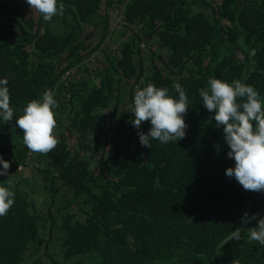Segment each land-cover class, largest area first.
<instances>
[{
    "label": "trees",
    "instance_id": "1",
    "mask_svg": "<svg viewBox=\"0 0 264 264\" xmlns=\"http://www.w3.org/2000/svg\"><path fill=\"white\" fill-rule=\"evenodd\" d=\"M60 3L63 15L46 22L26 0H0V79L16 110L12 123L0 118L15 192L0 217V264H264V246L249 239L255 221L223 244L245 213L264 217V191L225 175L235 161L199 95L217 78L264 97V0ZM110 8L120 18L113 28ZM97 27L102 49L85 32ZM177 83L191 101L186 137L142 147L130 123L136 91L153 84L176 97ZM45 90L59 105V143L41 154L15 119Z\"/></svg>",
    "mask_w": 264,
    "mask_h": 264
},
{
    "label": "clouds",
    "instance_id": "2",
    "mask_svg": "<svg viewBox=\"0 0 264 264\" xmlns=\"http://www.w3.org/2000/svg\"><path fill=\"white\" fill-rule=\"evenodd\" d=\"M31 9L42 14L43 20L51 22L53 17L64 13V5L58 0H26ZM251 50L250 56H255ZM243 60V55L240 56ZM208 88H201L199 95L203 107L214 112L216 127L223 128L224 142L228 146L227 158L235 161L234 167L225 170V175L235 180L246 191H264V97L251 85L233 80L231 83L217 78L207 81ZM8 80L0 79V118L5 124L14 121L15 109L10 106V90ZM176 97L169 95L168 88H158L148 84L134 95L133 119L130 123L138 130L142 147L151 148L150 140H158L162 144L177 143L186 137L188 125L184 115L187 114L191 101L180 84H176ZM54 94L45 90L40 100L30 101L23 109V114L15 119V126L23 132V143L34 153L48 154L54 150L59 140L55 137L57 126L53 109L58 108ZM144 122H150L147 133L140 131ZM15 128V127H14ZM94 135L89 140L94 146ZM0 176H8L7 187L0 186V217L8 214L15 203V192L10 181V162L0 156ZM255 226L249 229V239L264 246V217L245 213L241 224ZM240 230H234L228 240H238Z\"/></svg>",
    "mask_w": 264,
    "mask_h": 264
},
{
    "label": "rangeland",
    "instance_id": "3",
    "mask_svg": "<svg viewBox=\"0 0 264 264\" xmlns=\"http://www.w3.org/2000/svg\"><path fill=\"white\" fill-rule=\"evenodd\" d=\"M104 12H105V6L102 5L101 8H100V13L103 14ZM107 14H108V16L110 18L109 27L113 28V27L117 26L119 24V20H120V18L117 15V13H115L114 10L110 8L107 11ZM85 32L86 33H88V32L92 33V35L90 36V39H89L91 47H95L96 45L98 46L99 39H100L101 32H102L101 28L100 27H97L96 29L95 28L94 29L93 28H87L85 30ZM99 45H100L99 49H102L103 48V43H100ZM97 57H100V51L93 52L86 61L89 62V63L94 62V60H96ZM9 143H10V139L9 138H5L4 136H0V144H6L8 146Z\"/></svg>",
    "mask_w": 264,
    "mask_h": 264
},
{
    "label": "water",
    "instance_id": "4",
    "mask_svg": "<svg viewBox=\"0 0 264 264\" xmlns=\"http://www.w3.org/2000/svg\"><path fill=\"white\" fill-rule=\"evenodd\" d=\"M256 214H259V213H254V214H252V215H256ZM245 225H246V224H241V223H240L239 226H238L236 229H239V230L241 231L242 228H243ZM236 229H235V230H236ZM233 232H234V231H233ZM233 232H232L231 234H233ZM231 234H230V235H231ZM230 235H228L227 237H229ZM227 237H226V238H227ZM226 238H225V239H226ZM225 239H224V240H225ZM224 240H223V241H224ZM228 241H229V240H228Z\"/></svg>",
    "mask_w": 264,
    "mask_h": 264
}]
</instances>
